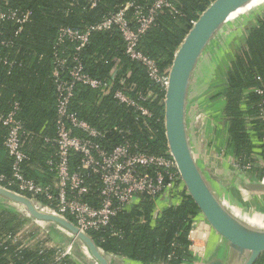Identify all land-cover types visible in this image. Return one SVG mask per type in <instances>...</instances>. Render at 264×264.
<instances>
[{"label": "trees", "instance_id": "1", "mask_svg": "<svg viewBox=\"0 0 264 264\" xmlns=\"http://www.w3.org/2000/svg\"><path fill=\"white\" fill-rule=\"evenodd\" d=\"M4 1L7 4L2 2L3 9L29 11L31 16L17 36L11 23H0V55L6 59V64L0 63V114L9 112L13 103H18L17 117L24 131L21 149L27 155V160L20 166L22 175L46 186L51 178L47 161L54 149L45 138L55 135L52 56L58 30L63 27L84 30L127 2L141 3L143 0H100L96 6L82 0ZM169 1L180 16L174 18L167 12L161 13L155 26L139 42V50L157 61L163 72L169 69L177 47L191 28L190 22L196 21L214 0ZM3 41L10 43L7 47L1 46ZM80 57L84 71L91 77L109 81L115 71L111 80L113 91L124 89L136 100L149 91L157 93L143 67L125 57L117 32L93 33ZM255 90H261V94ZM159 96L155 101L140 102L152 117L137 121L138 114L133 109L117 104L110 95L98 103V92L77 86L70 110L98 129L115 128L127 132L126 135L112 133L114 144L129 142L133 150L160 155L168 149L163 103ZM224 98L223 111L230 121L229 140L235 157L244 165L250 156V136L256 134L260 139L262 133L256 114L260 106L264 107V15L251 28L241 51L236 52ZM5 135L6 131L0 125V149L4 152ZM261 149L264 153V144ZM6 156L0 163V175L9 181L12 180V159ZM0 185L6 187L5 183ZM182 188L172 195L173 204L164 207L155 219L152 216L156 203L141 195L112 217L107 227L87 234L104 252L132 263L181 264L190 258L188 233L199 214L185 187ZM9 189L17 191L14 187ZM39 202L45 204L42 198ZM4 215L0 214V235L15 234L16 229L9 222L13 217ZM65 217L72 221L70 216ZM51 257V251L39 253L38 248H21L8 243L0 246V264H50ZM72 263L66 258L55 264ZM255 264H264V253Z\"/></svg>", "mask_w": 264, "mask_h": 264}, {"label": "built area", "instance_id": "2", "mask_svg": "<svg viewBox=\"0 0 264 264\" xmlns=\"http://www.w3.org/2000/svg\"><path fill=\"white\" fill-rule=\"evenodd\" d=\"M82 1L96 6L100 0ZM2 2L5 1L0 0V23H11L17 36L24 25L29 23L31 13L3 9ZM164 12L174 18L180 16L169 0H143L141 3L130 1L84 30L67 27L58 30L56 49L52 56L55 135L53 138H45L46 143L55 147L47 161L49 171L54 175V183L42 186L22 175L20 166L27 160V155L21 149L23 124L17 117L18 103L14 102L9 112L0 114V125L6 131L4 150L12 159V180L6 181L0 175V183H5L6 187L0 186L8 190L14 187L16 193L32 200L39 201L42 198L44 207L62 217L70 216L71 222L84 233L97 232L107 227L112 217L137 201L141 195L155 203L164 197V207L173 204L172 195L180 190L183 182L176 162L168 150L164 154L156 155L133 150L129 142L114 144L112 133L116 131L118 135H126L127 132L115 128L98 129L70 110L77 86H84L99 93L98 103L110 95L117 104L133 109L138 114L137 121L139 118L152 117L151 112L140 102L155 101L161 95L164 104L169 85V70H160L157 61L139 50V42L155 26L157 17ZM194 23L195 21H191V26ZM112 32L120 35L125 57L143 67L157 93L149 91L146 96L136 100L127 95L124 89L113 91L111 80L115 72H112L109 81H103L84 71L80 55L88 46L91 35ZM9 43L3 41L1 46L7 47ZM0 63L6 64V59L1 55ZM257 93L261 94V90H257ZM256 115L262 127L260 141L264 144V107L260 106ZM201 118L203 121L204 116ZM232 164L243 171H250L254 166L251 162L241 165L237 158H234ZM260 168L263 170L260 182L264 184V165ZM239 192L243 201L248 202L250 193L244 189H239ZM158 214V207L155 206L152 217L155 219ZM192 235L194 232L191 228L188 236ZM7 243L26 248L23 237L19 234L0 235V246ZM45 247L46 245L38 247L39 253L45 252ZM70 252L71 246L66 250H57L55 261L69 258Z\"/></svg>", "mask_w": 264, "mask_h": 264}, {"label": "crops", "instance_id": "3", "mask_svg": "<svg viewBox=\"0 0 264 264\" xmlns=\"http://www.w3.org/2000/svg\"><path fill=\"white\" fill-rule=\"evenodd\" d=\"M262 15H264V0H253L243 4L231 13L201 52L188 86V109L186 115L189 125L188 138L191 149L196 154L197 163L218 176L219 182L213 183L214 188L231 205L242 211L246 209V211H249L248 209L250 208L246 207L238 186L248 183H261L260 176L263 170L260 167L264 165V153L261 149L263 144L255 136L256 134L251 135L250 156L247 158V162H251L254 165L253 168L250 171H243L233 166L232 163L236 157L229 140L228 130L230 121L223 111L225 105L224 92L236 52L241 51V47L244 45L251 28ZM199 114L204 116V143L199 141L196 130L191 127L193 118L195 119ZM53 148L54 153L55 147ZM251 154L254 156L251 157ZM6 158V153L0 149V163ZM37 170L39 171V167ZM49 173H51V178L48 179V184L52 185L54 183V175L50 171ZM223 182L231 184L227 185V183ZM182 187L184 186L182 185L180 190L183 189ZM164 203H166L164 197L156 202L155 206L158 207L159 213L162 211ZM248 203L252 208L253 214L264 215V193L250 192ZM16 208L25 210L20 205H17ZM40 213L53 214L47 209L42 210ZM36 222L42 227L47 226V224L43 226L42 222L37 220ZM192 230L194 235L188 236L190 258L181 264H235L239 259V251L232 248L218 235L200 214L193 221ZM81 252L94 264H98L94 255L82 249ZM51 263H57L53 256L50 259ZM122 263L136 264L124 258H122ZM151 264L166 263L158 262Z\"/></svg>", "mask_w": 264, "mask_h": 264}, {"label": "water", "instance_id": "4", "mask_svg": "<svg viewBox=\"0 0 264 264\" xmlns=\"http://www.w3.org/2000/svg\"><path fill=\"white\" fill-rule=\"evenodd\" d=\"M251 1L253 0H214L199 15L175 52L171 68L169 69V85L163 104L167 149L176 162L187 194L197 206L200 216L209 226L232 248L239 251L240 257L235 264L256 263L264 253V229L252 227L248 222L239 220L241 219L239 218L237 220L238 223L248 228L256 229L253 231L256 235H247L239 232L226 220L224 213L219 207L221 203L226 204V209L234 208L239 210L238 212L241 217L250 219L254 214L246 211L247 209L242 211L224 199L213 186L214 182H219L218 176L197 163L196 154L192 151L188 138L189 125L186 119L188 109L187 97L189 82L201 52L229 15L243 4ZM201 116L202 114H199L195 119L193 118L191 127L198 131L199 141L204 143V119L202 121ZM223 183H227V185L231 184L228 182ZM238 189H244L248 193H264V184L248 183L246 185H239ZM5 200L24 206L29 217L35 221L52 222V224L46 227L52 226L48 232L58 242L65 243L66 240H70L68 238H73L72 236L77 237L89 247L90 252L96 257L98 264H107V259H109L108 264H123L121 257L108 254L98 248L87 233L80 231L66 218L59 215L51 216L37 212L33 203L40 207L44 206L39 201L32 200L27 196L20 195L0 186V202ZM74 245L72 242L69 246H71V251L74 253L72 255L78 259L76 256L77 249ZM79 250L81 255H83L80 248ZM91 264L94 263L91 261Z\"/></svg>", "mask_w": 264, "mask_h": 264}, {"label": "rangeland", "instance_id": "5", "mask_svg": "<svg viewBox=\"0 0 264 264\" xmlns=\"http://www.w3.org/2000/svg\"><path fill=\"white\" fill-rule=\"evenodd\" d=\"M245 203L246 206L250 208L248 209L249 212L252 213V208L249 206V203L248 202ZM2 213L5 214L4 216L13 217V219L12 220L10 219L9 222L12 223V225L16 229L15 234H19L23 237L24 247L30 249L32 247L38 248L40 246L46 245L45 248H47V251H51V256L55 258V254L57 250H66L69 247V245L73 242L75 244L74 247H76L77 249L76 256L78 257V259L72 255L74 253L71 251L69 259L72 260L73 262L72 264H91V261L87 260L85 256L81 255L79 250L78 240H74L73 238H68L70 240H66L65 243L58 242L48 232V230L52 228V226L42 227L33 218L29 217V215L24 213L23 210L15 208L14 205L9 204L6 200L0 202V214ZM56 214L59 215L58 213ZM5 220H7V218Z\"/></svg>", "mask_w": 264, "mask_h": 264}, {"label": "bare ground", "instance_id": "6", "mask_svg": "<svg viewBox=\"0 0 264 264\" xmlns=\"http://www.w3.org/2000/svg\"><path fill=\"white\" fill-rule=\"evenodd\" d=\"M7 202H10L11 205H14L15 208L17 205H20V204H17V203H14V202H11V201H7ZM9 203V204H10ZM34 208L36 209L37 212H41L42 210L44 209H47L48 211L52 212L53 214L51 216H58L56 213H54L52 210L46 208V207H40V206H37L36 204H34ZM225 203H221V205L219 206L221 211L224 213V216L226 218V220L232 224L234 226L235 229H237L239 232L243 233V234H247V235H256V233H254L253 231H255L256 229L254 228H248V227H245L244 225L240 224L237 222V220L239 218V220H242V221H245V222H248L250 225H252V227H256L257 229H264V215H258V214H254L252 218L248 219V218H245V217H241L240 214H239V210H236L234 208H229V209H226L225 207ZM22 206V205H20ZM24 207V206H23ZM25 208V207H24ZM24 213H26L27 215L28 212L27 210H23ZM228 212V213H227ZM44 215H50V214H44ZM263 216V217H262ZM38 221V220H37ZM39 222H42L43 226H45L46 224L49 225L50 222L48 221H40ZM247 228V229H246ZM74 240H78L79 241V247L84 250L85 252L87 253H91L90 252V249L87 245H85L81 240H79L77 237L75 236H72ZM92 254V253H91ZM93 255V254H92ZM100 255H102L100 253ZM89 260V259H88ZM107 264L109 263V259H107ZM91 261V260H90ZM94 263V262H93Z\"/></svg>", "mask_w": 264, "mask_h": 264}]
</instances>
